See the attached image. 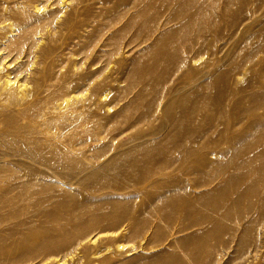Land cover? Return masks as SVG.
<instances>
[{"label":"rangeland","instance_id":"rangeland-1","mask_svg":"<svg viewBox=\"0 0 264 264\" xmlns=\"http://www.w3.org/2000/svg\"><path fill=\"white\" fill-rule=\"evenodd\" d=\"M209 1L213 2L203 11V17L206 22L214 23L215 28L202 34L206 42L195 41L196 31L192 41L195 50L190 55L184 52L185 64L171 59L146 68L144 64L156 62L169 42L165 45L162 42L164 47H161L146 40L148 34L142 32L141 25L146 19H152L157 30L151 33L153 29H148V33L157 37L162 33L164 37L173 25V22L165 24V15L158 17L163 10L161 0H0L3 80L9 79L13 86L23 83L30 89L40 86L44 91V85L60 74L62 83L68 82L71 95V101L61 105L60 120L38 118L37 126L44 132L25 134L18 127L13 135H7L8 126L3 122L18 111V106L0 107V213L7 210L2 202L7 192L11 195L29 190L33 194L29 201H44L34 209L36 212L23 210L21 217L12 220V236L5 233L7 224H0V264L16 261L17 264H168L191 250L198 241L195 233L201 226L190 227L183 209L180 219L171 225L165 215L172 214L177 203L188 202L190 199L186 196L196 198L218 181L203 185L207 168L205 173H188L197 158L185 162L183 169L174 167L178 159L164 152L167 145L175 143L169 137L174 122L162 108L151 110L153 119L136 124L141 108L153 98V90L166 92L175 87L179 89L175 95H183L187 106L195 102L205 104L202 111L183 123L188 129V142L196 136L215 140L230 121L232 127L225 135L242 140L234 142V146L223 142L218 149L227 155L219 156L216 150H207L210 154L214 151L207 161L211 169L228 161L232 151L242 145L257 154L242 170L245 172L248 167L252 171L257 167L264 170V0L230 3L226 5V16L221 15L224 0ZM24 35H29L38 45L32 42L34 47L30 49L22 44ZM166 72L167 76L160 77ZM93 89L97 94L92 101L87 100ZM181 113L177 107L175 115L180 118ZM102 132L103 135L107 132L108 137L100 136ZM137 145L141 146L131 155L136 163L123 166L127 159L124 154ZM148 152L174 163L161 170L154 168L159 170L156 175L140 185L121 182V179L105 187L98 186L97 178L82 182L88 174L96 172L102 176L107 172L103 166L112 157L115 163L110 173L119 172L122 165L136 175L139 173L136 165L146 163ZM58 159L75 161L78 165L69 163L58 167ZM243 159L246 158L241 155L239 160ZM228 168L225 169L230 172ZM220 169L219 166L212 172ZM106 172L102 177L111 180L113 175ZM263 172L258 174L259 178L257 173L250 175L251 179L252 176L260 179L261 185L254 190L258 198L264 194ZM176 187H187L191 193L177 200L176 195L181 191ZM212 199L201 206L203 211L197 208L193 215L213 210ZM70 209L81 210L83 221L89 225L81 227L72 222ZM60 210V214L56 213ZM111 210L118 217L133 215L134 220L97 217ZM249 213L250 217H258L250 231L251 239L239 246L240 229L238 233L226 234L223 246L208 254L213 264H264V209H260L259 201ZM218 218L214 213L208 223ZM117 223L119 228H112ZM58 226H70L73 233L59 236ZM66 239L71 240V246L62 249L69 242ZM44 244L49 248L43 249Z\"/></svg>","mask_w":264,"mask_h":264},{"label":"bare ground","instance_id":"bare-ground-1","mask_svg":"<svg viewBox=\"0 0 264 264\" xmlns=\"http://www.w3.org/2000/svg\"><path fill=\"white\" fill-rule=\"evenodd\" d=\"M161 1L163 3V10H162L160 16H158V15L157 16L161 17V16L165 15V17H167V21L165 24L173 22V25L166 32V35L163 37V33H162L160 36L157 37V36H154L152 34H149L148 29H153L151 31V33L155 32L157 30V28L154 26V21L152 19L149 20V18L146 19V21L141 25L142 26L141 29L144 30L142 32H146L148 34L146 37V40H149V41L152 40V41H154L153 42L154 44L161 45V47H164L161 44L162 42L164 43L163 45H165L166 42H169V43L166 44V51L160 52V54L157 58L158 60L156 62H147L144 64V66L146 68L152 67L151 66L152 64L155 66L158 65V63H159V65L165 64L171 59L177 60L180 64H185L187 55L184 54V52L190 55L193 52V50H195L193 48L194 45H193L192 41L194 40L193 38L196 35V31H198L197 32L198 34L196 35L195 41L205 43L206 40H205V37L202 36V34L205 31L209 30L210 28L214 27V23L208 22V21L206 22L204 20V17H203V15H204L203 11L207 8V6H209V5L211 6V3L213 1L205 0L202 2V4L200 2L196 3L197 0H161ZM219 1H217V2H219ZM233 2H238V4H239L243 1L242 0H224V8L221 10V15H225V16L227 15L228 8L226 5H228L230 3L232 4ZM219 3H217V4H219ZM213 6H214V4H213ZM211 9H213V8H211ZM215 9H217V8H215ZM157 16H156V18H157ZM214 16H215V14H214ZM149 17H151V16H149ZM141 33H139V35ZM31 34H32V32H31ZM22 38H23L22 44L28 45V47H30V49L32 47H34L35 45H38L37 42L34 43L32 41V38L29 35H24ZM32 42H33L34 46H33ZM156 48H158V47H156ZM141 63H138L139 66H141ZM27 66H25V67H27ZM167 72H166V74L165 73L161 74L160 77L167 76ZM2 76L3 75H1V71H0V107H2V106L5 107L6 104L11 105V106H16V105L18 106L17 107L18 111L15 113H11V115H9V117L5 118V120L3 122V125L6 124L8 126L7 130H6L7 135H13V133L16 131V129L18 127H21L25 134H32L35 132H44L43 128L37 126L38 118L39 117H49V119L51 121L53 120L55 122L60 120L62 118V115H61L62 107H61V105H66L71 101V95L68 93V89H69V87L67 86L68 82L67 81H66V83L64 82L65 84L62 83L63 75L56 74V76H57L56 79H52L51 81L49 78L48 80L50 82L47 83V85H44V91L45 92L41 90L40 86L34 87L32 89H30L29 87L26 86V84H23V83L22 84L16 83L13 86V83H11V81L9 79L3 80ZM158 77H159V75H158ZM164 84H165V82H164ZM150 85H151V83H150ZM223 88H225V87H223ZM161 89H163V88H161ZM177 90H179V89L175 88V87H170V89H168V91H166V92H162V91L158 92L157 90H155V91L153 90V92H154V95L152 96L153 98L150 99V101H148L147 106L145 105L144 107L141 108V110H140L141 112L139 114L138 121L136 122V124H139L140 121L143 122V121H148L150 119H153L154 113H152L151 110L155 109V108L156 109L162 108L163 113L174 122L173 123V126H174L173 132L169 137L172 139V141H175V143L173 145H167L164 152L167 153V156L169 154L175 155L176 158L178 159L175 163L170 159H158L157 158L158 156L156 157V156L152 155L151 152H148L145 155L146 163H143L141 166L136 165V168L138 169L139 173L134 175L131 172H129L127 169H125L126 167L124 168L123 166H127L128 164L133 165L136 163L135 157H132L131 155L135 154L134 152L138 148H140V146H141V145H137V146L130 148L124 154L127 156V159H126V161L123 162L124 163L123 166L120 165L122 168L119 172L114 171L115 173H110V170H112L114 167L115 162H113L111 160L114 157L110 158V160L107 161L106 165L103 166V167L106 166L104 168V170L105 169L107 170V172L104 171V173L106 172V175H108V174L113 175L111 180H104V178L102 177L104 175V173L102 176H99L96 172H94V173L88 174V176L86 178L82 179V182L83 183L87 182L91 178H93V179L97 178L98 179V186L105 187V186H109V185H114L115 183H117L119 181V179H121V182L126 180L127 182H133V184L140 185V184H143L144 182H147L151 178H153L159 170L164 169V168H168L173 163L175 164V166H174L175 168L183 169L185 162H191V161H193L192 159L197 158V161H195V165L191 166V168H188V170H189L188 173H193L195 171L196 172L201 171V172L205 173L206 168H207L208 172H206V173H208V174L206 175L207 178L204 181L203 185H208L215 180H217L218 183L216 182L217 184L214 187L209 188L210 190L209 189L206 190L205 193L200 194L196 198H190V195H188V194L191 192H189V189L187 187H183V188H180V187L177 188L176 187V189H179L181 191L179 193V195H176L177 200L180 197H184V198L189 197L190 200L188 202H185V203H177V205L174 204V205H176V206H174L175 211L177 210L178 214L172 210L173 215L170 213L166 214L165 218H167V220H170L169 223L171 225L172 222L180 219V215H181L180 211L183 209L184 212L186 213L185 215H187L188 216L187 218H189V221L187 222V224L189 223L190 227L197 226V225H199L201 227L195 233L196 235H198V241H196L195 244L193 243L194 246L191 248V250L189 249L190 251H186L188 253H184L183 257L176 258V260H174L175 258L173 256L172 258H174V259L171 261H174V262H170V263L168 262V264H205V263L211 264V262L213 260H211V258L208 256V254L209 253L211 254L212 251L216 247H220V246L222 247L223 246V240L222 239H223V236H225L226 234L238 233V230L240 229L241 236H240L238 243H237V244H239V246L245 245L251 239L250 231H251L252 226H254L253 224L258 221V217H256V218H255V216L250 217L248 214H250L249 213L250 210L252 211V209H254V204H256V202H258V201H259L260 209L261 210L264 209V194L260 198H258L259 194L257 192H254V190H256V188H258V186L261 185V184L259 185L260 179L256 178L257 180H255L254 179L255 176L254 177L252 176L253 179H251L250 175L253 173H257V177H258L259 176L258 174H262L261 172H263L264 170L261 171L262 169H260V168L258 169V167H257V169H254L252 171V169H248L249 168L248 167L247 169L245 168L246 171L244 172L242 170L243 169L242 167L244 165H248V163L250 164V162L252 163L253 159H255V156H257V154L254 151L252 152V151L248 150L247 147L245 149L244 146L239 145L237 148L234 147L235 149L233 148L234 149L233 151L231 149L232 153L231 152H230L231 154L229 153L230 156H229L228 161H226L224 163L223 162L219 163L220 164L219 166L222 169H220V171L212 172L213 170H217V168L219 166L215 167V169H211L212 166H211V168H210V166H208L207 161L210 158V155L213 154L214 151H212L210 154V151H207V150H216L215 153H218L219 156L227 155L226 153L221 152L218 149L219 146L223 142H229V143H232V145H233L234 142L239 141V138L236 136H232V137L228 138L225 135L226 134L225 131L228 132L229 128L232 127V126H229L230 121H228V122H226V125H224L225 127H222V129L220 130L219 136L215 140H210L209 137L202 138L201 136H196V139L193 138L192 142H188V140H186L189 137V135H187L188 129L186 127H183V123L186 119H188L194 115H197L200 111H202L205 108V104L200 103V102H195L194 104L187 106L185 104L186 101H185V97L183 95H175V94H177L176 93ZM36 93L43 94L44 96L42 95L43 97L42 96L38 97L35 95ZM96 94H97V91L95 89H93V91L87 96L86 99L92 101V99L94 98V96ZM149 94H151V92ZM164 101L166 103H164ZM177 107L179 108L180 112H182L181 114H183L180 116V118L175 115V110ZM96 108H97V106H96ZM92 115H94V114H92ZM237 115H239V114H237ZM98 118L99 117H97V119ZM97 121H99V120H97ZM103 132L101 133L100 136H103L104 138L108 137V133L105 132V134L103 135ZM111 140H113V139H111ZM195 141H196V144H194ZM261 152L262 151H260V153ZM34 155L36 157L40 158V156H38L36 153ZM241 155H243L246 159L239 160V157ZM69 163H70V161H67V160H65V161L63 159L57 160L58 167L61 165H64V164H69ZM70 164L73 166L78 165V163L75 161H71ZM253 165H254L253 168H255V164H253ZM227 167H230L232 172L226 171L225 168H227ZM251 167H252V164H251ZM154 168L159 169V170L154 171L155 170ZM230 168H228V169H230ZM261 179H264V177ZM262 182H264V180ZM196 186H198V185H196ZM196 186H194V187H196ZM7 190H11V189H7ZM32 195L33 194H31L29 192V190L21 191V192H19V194L11 193V195H8V192H7V195L4 196L5 199L4 200L2 199L3 200L2 202L6 205L7 210L0 213V224L1 223L7 224V227L5 226L6 227L5 233L8 234L9 236H12L13 232H14V227L10 224V223H12V220H14L17 217H21L23 215V210L24 211H28V210L30 211L31 210V211L36 212V210H37L36 208H39V207H41V205H43V202H44L43 200H39V199L34 200L33 199L34 201H29V200H31L29 197H31ZM185 195H188V196L185 197ZM23 196H26L28 199L23 200V198H22ZM170 198H171V196H170ZM211 199L213 201L212 204H214L213 205L214 208H213V206H211L212 204H210V206H211V208H213V210H211L209 213L203 212V213L199 214L198 216L193 215L195 210L199 209L200 211H203L201 206L207 204L206 201H210ZM173 200L175 201V199H173ZM246 202H248V203H246ZM166 203H167V201H166ZM169 203H167V204H169ZM162 205H163V208H166V204H162ZM164 205H165V207H164ZM34 209H36V210H34ZM83 210L86 212H89L87 210V208H85ZM168 210H169V208H168ZM69 211H70L69 212L70 213L69 214L70 219H72V222H74V221L77 222V224H79V226H81V227L84 226L82 224L89 225L88 221H83V218L81 217L82 216L81 210L70 209ZM59 212L61 213L62 210L57 211L56 213L60 214ZM184 212H183V214H184ZM130 213H132V212H130ZM214 213L219 215L220 219L218 218L217 220L208 223V219ZM162 215H163V213H162ZM101 216L106 217V218H117L120 221H123L124 218H126L125 220H129V219L134 220L133 215H130V216H123L122 215V216L118 217L117 214H114V212H112V210L106 211L104 214L99 213L97 215V217H101ZM155 217H154V219H155ZM163 217H162V219H163ZM184 217H186V216H184ZM165 218L163 219L164 221L166 220ZM227 218H231V219H229L228 222H226L225 219H227ZM23 221L25 222V220H23ZM243 221L245 222L244 225H242ZM153 222H154V220H153ZM247 222H253V223L248 224ZM167 225L169 228L168 223H167ZM119 226H120V224L118 225V223H117V225L112 227V228L116 229V228H119ZM257 228H256V230H257ZM74 229H76V228H74ZM57 230L59 232V236L65 235L67 237V235L69 236V234L73 233V229H71L70 226L68 228H63L62 226H58ZM100 230L101 229H99V231ZM135 231H138V230L136 229ZM145 231H146V229H145ZM253 237H254V235H253ZM191 239H192V237H191ZM66 240L69 241L68 239H66ZM0 241H1V239H0ZM188 242L189 241L187 240V243ZM231 242H232V240L230 241V244H231ZM9 245H8V247H9ZM67 245L71 246V240L69 242H67V244L66 243L63 244L62 249H66V248L70 247ZM2 246H4V245H2ZM48 248H49V245L44 244L43 249H48ZM224 248H226V246ZM1 249H2V247H1ZM7 252H8V250H7ZM215 252H216V250H215ZM9 256H11V255H9ZM216 258H217V256H216ZM216 258H215V260H216ZM16 262H11V264H17ZM5 263H6V261H5ZM212 264H213V262H212Z\"/></svg>","mask_w":264,"mask_h":264}]
</instances>
